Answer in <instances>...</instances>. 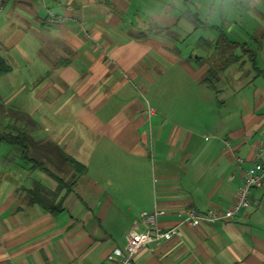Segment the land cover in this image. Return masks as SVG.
<instances>
[{
	"label": "crops",
	"instance_id": "obj_1",
	"mask_svg": "<svg viewBox=\"0 0 264 264\" xmlns=\"http://www.w3.org/2000/svg\"><path fill=\"white\" fill-rule=\"evenodd\" d=\"M0 49L4 112L29 115L37 148L52 143L85 167L49 212L27 190L57 181L10 163L11 145L0 152V264H110L144 228L140 213L159 210L165 229L234 202L264 140V0H0ZM28 77L38 102L9 106V84ZM107 148L118 149L116 175L103 170ZM130 157L136 172L123 173ZM251 196L258 205L183 225L132 264H264V183Z\"/></svg>",
	"mask_w": 264,
	"mask_h": 264
},
{
	"label": "built area",
	"instance_id": "obj_2",
	"mask_svg": "<svg viewBox=\"0 0 264 264\" xmlns=\"http://www.w3.org/2000/svg\"><path fill=\"white\" fill-rule=\"evenodd\" d=\"M255 158L249 167L243 170L242 181L237 188L234 202L223 210L207 209L198 212L192 209L187 212L176 225L168 228H161L157 222L160 211L155 209L151 212L140 213V219L144 228L142 230L130 229L125 235V244L122 247L114 248L108 256L110 264H132L134 256L149 243H161L168 241L180 233L183 225L195 226L197 221L205 220L212 223L219 220L232 219L240 211L247 208L252 202L259 204L258 200L252 199L251 192L254 188L264 183V140L255 149ZM238 163L244 159L237 158Z\"/></svg>",
	"mask_w": 264,
	"mask_h": 264
},
{
	"label": "trees",
	"instance_id": "obj_3",
	"mask_svg": "<svg viewBox=\"0 0 264 264\" xmlns=\"http://www.w3.org/2000/svg\"><path fill=\"white\" fill-rule=\"evenodd\" d=\"M9 66L0 57V74H5L9 70ZM0 108L3 109L4 105L0 101ZM19 118L29 124L32 128L35 126V121L27 114L20 111H13ZM0 142L7 143L12 147L23 152L22 157L29 161L31 166H37L48 172L58 183V188L55 191L46 189L39 183H36L32 188L27 190V196L30 203H37L46 211L57 212L61 210V199H59L60 190L68 186V182L64 181L61 177L50 171L40 157L46 159L50 163L56 165L69 164L75 170V173H83L85 171L84 165L67 155L61 148L52 143H46L43 147L37 148V141L27 132V130H16V133L0 132ZM33 148V149H32ZM33 150L29 155V151Z\"/></svg>",
	"mask_w": 264,
	"mask_h": 264
},
{
	"label": "rangeland",
	"instance_id": "obj_4",
	"mask_svg": "<svg viewBox=\"0 0 264 264\" xmlns=\"http://www.w3.org/2000/svg\"><path fill=\"white\" fill-rule=\"evenodd\" d=\"M1 52L3 53V51L0 49V54H2ZM15 62H16V66H17V67L14 66L16 68L15 71H18V73L22 72L21 60L17 59ZM7 77H8V75H1L0 80L4 82L7 80ZM28 80H29V77H28ZM9 85L11 87V92H12L11 94L13 95L10 99V105L9 106H11V104L15 105V103H17V102L18 103H24L25 102V103H31V104L38 102L37 100H35V99L33 100L30 97V94L33 93V90L35 88V85H33L30 82V80L27 81V80L23 79L22 83L21 82L20 83L17 82L16 84L10 83ZM24 97L25 98L27 97L29 99H23ZM4 111H5L4 109L0 108V132L16 133L17 129L18 130H22V129L27 130V128H31L29 126V124H27L24 121V119L19 118L15 113H12L9 110L7 112H4ZM14 149H16V148H14ZM14 149H12V150H14ZM4 151H5V154H8L10 152V147L8 146V144L1 143L0 144V152H4ZM16 151L18 152V154L14 153V152H13V154H9L10 156L8 158V161L10 163H17V164H22V165H24V164L31 165L28 163L29 161H26L22 156L20 157L18 149H16ZM3 154H1V155H3ZM31 154H32V150L29 151V155H31ZM118 155L119 154H118L117 148H113V149L107 148V150L104 154V158H103V166H104L103 170L106 174H108V175H116L117 174V172L119 170L118 169V165H119L118 160L120 159V157ZM0 159H2V158L0 157ZM42 161H43L44 165L50 171H52L53 173H55L59 177H62V179L66 182H68L70 180L71 175L76 170L73 167H71L69 164L56 165L54 163H50L46 159H42ZM91 161H92L90 164L91 167L95 165V162H97L99 165H101L98 152L96 155L92 156ZM126 162H127V164H125V167H128V169H121L122 172L123 173L136 172V169L133 168V164L135 163V165H136V161L135 162L132 161V157H130L129 161H127V159H126ZM149 167H150V165L146 164L144 161H142V160L138 161L139 173H146L147 170L149 171ZM36 174L38 175V177L41 176V171L35 170L32 173V175H36ZM38 177H36V179H39ZM44 184H46V183H44Z\"/></svg>",
	"mask_w": 264,
	"mask_h": 264
}]
</instances>
